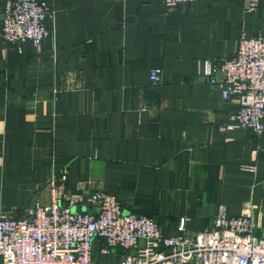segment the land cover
<instances>
[{"label":"crops","instance_id":"obj_1","mask_svg":"<svg viewBox=\"0 0 264 264\" xmlns=\"http://www.w3.org/2000/svg\"><path fill=\"white\" fill-rule=\"evenodd\" d=\"M42 1L54 19L39 51L0 37V213L47 204L63 170L67 190L114 195L166 234L181 216L194 235L249 209L264 238V133L223 129L238 99L201 73L264 30V0Z\"/></svg>","mask_w":264,"mask_h":264},{"label":"built area","instance_id":"obj_2","mask_svg":"<svg viewBox=\"0 0 264 264\" xmlns=\"http://www.w3.org/2000/svg\"><path fill=\"white\" fill-rule=\"evenodd\" d=\"M166 7L195 0H161ZM258 0H247L252 10ZM53 10L42 0H5L0 37L4 42L29 40L39 51L52 32ZM160 67L149 81H160ZM201 73L234 96L237 108L223 129L250 128L264 133V30L239 35L230 56L206 59ZM242 169L254 171L253 165ZM63 170L50 173L45 185L49 200H34L19 215L0 213V264H264V238L255 233L249 209L226 217L219 210L211 229L186 234L184 216L176 234H166L153 218L127 212L119 199L102 190L69 191Z\"/></svg>","mask_w":264,"mask_h":264}]
</instances>
